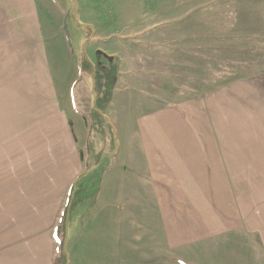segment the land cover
I'll use <instances>...</instances> for the list:
<instances>
[{"label": "crops", "instance_id": "1", "mask_svg": "<svg viewBox=\"0 0 264 264\" xmlns=\"http://www.w3.org/2000/svg\"><path fill=\"white\" fill-rule=\"evenodd\" d=\"M38 4L39 0H0V264L54 263L62 241V235L55 237V232L69 190L92 165L85 163L82 156L88 136L87 115L92 107L90 78L79 74L78 62L69 56L67 49L61 59L51 55L19 58V41H24L18 34L20 13L24 11L32 20L40 7ZM169 5V16L174 14L177 19L158 22L150 28H134L143 37L138 39L137 50L161 47V42L145 39V33L151 28L160 30L161 27H157L165 24L172 27L180 19L177 11L182 17L195 11L181 12L180 8ZM138 8L140 13L141 6ZM135 9V5L126 9L130 17L126 23L130 22L131 26L139 21L132 14ZM30 29L24 41L26 47L40 41L39 34ZM181 35L170 43L193 47V38ZM152 52L160 60L161 53L158 56L156 51ZM143 57L137 53L136 60L130 56L126 62L119 58L117 90L110 105L111 108L115 105L116 111L118 107L123 110L125 132L119 140L120 120L115 122L106 117L116 135V148L105 169L91 175L97 177L91 205L87 208L80 204L71 210L64 237L68 249L72 246L75 252L78 247L82 249L81 237L87 234L82 232L85 225H95L96 228L88 231L98 232L102 243L107 244L108 239L112 243L115 208L125 209L128 219L133 215L131 209L138 212L149 202L150 206L157 207L159 217L163 207L172 215V209L180 207L174 189L186 193L191 190L183 183L184 177L190 176L191 181L193 176L236 174L229 171L231 164L226 162L225 152L248 149L225 146L264 144V72L149 110L146 96L133 84V81L142 82L140 78L146 76L142 73ZM167 57L168 63L174 59ZM59 62L73 69L67 93L64 92L67 73L52 70L51 63ZM19 63L25 65L26 70H19ZM174 65L186 69L188 63L175 61ZM81 82L85 87H78ZM133 133L137 141L130 139ZM239 138L242 140H237ZM241 169L248 170V167ZM163 177H171V180ZM179 183L184 186L178 187ZM117 232L119 230L115 234ZM168 234L177 238L175 233ZM146 236L161 239L160 235L145 233L136 240L143 244ZM159 246L142 248L150 253L153 250L155 254L157 249L160 254Z\"/></svg>", "mask_w": 264, "mask_h": 264}, {"label": "rangeland", "instance_id": "2", "mask_svg": "<svg viewBox=\"0 0 264 264\" xmlns=\"http://www.w3.org/2000/svg\"><path fill=\"white\" fill-rule=\"evenodd\" d=\"M39 4L32 20L24 11V14L20 13L18 34L23 36L19 39L25 41L32 27L41 42L26 47L24 41H19V58L23 55H51L61 59L68 50L69 56L78 62L83 45L87 43L84 53L91 64L95 63L96 51L112 55L119 76V58L126 62L130 56L136 60L137 53L142 54L145 62L142 73L146 76L140 78L142 82L133 81V84L135 88L138 85L141 95L146 96V108L149 110L188 100L264 72V0H39ZM169 4L172 8H180L181 12L195 11L188 17H182L177 11L180 19L172 27L165 24L157 27H161L160 30L151 28L145 33V39L161 42V47H156V44V48L137 50L141 37L134 28H150L158 22L177 19L172 13L169 16ZM133 5L136 9L132 14L139 20L136 26L126 23L130 18L126 9L129 6L133 8ZM180 34L193 38V47L170 43ZM152 51H156L158 56L161 53L160 60ZM167 55L174 58L171 63H168ZM175 61L188 63V66L181 69L174 65ZM51 65L53 72L67 73L64 90L67 93L72 67L62 62ZM19 70H26L25 65L19 63ZM134 73L138 77L137 72ZM81 76L87 77L85 74ZM83 83L78 87H85ZM116 90L117 82L112 99ZM91 96L90 112L95 104L92 82ZM112 99L103 112L98 108L97 113L105 119L93 112L92 116L87 115L88 136L86 145L82 147V156L85 163L92 165L85 172L88 174L85 180L76 184L77 191L80 190L79 198L83 197V201L75 207L81 204L88 208L91 205L97 182V177L91 175L105 169L116 148V135L106 117L115 122L119 119V140L124 135L123 110L118 107L119 111H116L115 105L111 108ZM90 121L93 129L89 131ZM212 135L211 131V138ZM225 135L230 137L227 132ZM131 138L136 140V134L133 133ZM225 147L248 149L225 152L226 162L231 164L229 171L236 174L193 176L191 181L188 180L190 176L184 177L183 183L187 190H191L186 193L174 189L180 207L172 209V215L163 207L159 217L157 207L150 206L149 202L138 212L131 209L133 215L128 219L125 209L115 208L112 243L109 239L107 244L102 243L98 232L88 231L96 228L95 225H85L82 232L89 238L81 237L82 249L78 247L77 252L72 246L68 249L64 237L56 257L58 264H264V144L237 143ZM96 161L100 162L97 166ZM245 162L248 166H240ZM242 167H248V170H242ZM163 178L171 180V177ZM180 186L184 185L179 183ZM183 198L185 200L181 201ZM70 214L71 211L68 219ZM117 230L119 232L115 234ZM169 232L177 234V238ZM145 233L160 235L161 239L158 241V237L146 236L147 239H143L145 243L139 244L136 238ZM76 242L79 246L78 239ZM157 242L160 254H157V249L155 254L153 250L150 253L142 248H153L159 245Z\"/></svg>", "mask_w": 264, "mask_h": 264}, {"label": "trees", "instance_id": "3", "mask_svg": "<svg viewBox=\"0 0 264 264\" xmlns=\"http://www.w3.org/2000/svg\"><path fill=\"white\" fill-rule=\"evenodd\" d=\"M77 26L79 27V25ZM67 41H68V38H67ZM86 45L87 43L83 45V51L78 61V68H79V74L87 75L88 77H90L91 82H92V91L95 97V104H94L93 110L89 113V115L92 116V112L95 113L96 115H99V113H97L99 107H100L101 112H103L104 109L108 107L112 99L114 86L117 82L118 67H117V64L113 62L115 61L113 57H109L100 51H96L94 53L95 63L94 65H92L84 53V46ZM102 59L104 61H107L108 63L105 64ZM99 117L104 118L102 114L101 116L99 115ZM91 129H93L92 121L89 122V131ZM99 163L100 162L96 161L95 166H97ZM85 176H86V173L78 177L76 181L73 183L71 189L69 190L68 196H67V203H66L65 209L59 218V225L56 228L55 237L56 235L61 234L62 241H63V237L65 234L66 225L68 223V215L70 211L73 208H75V206L78 203H80V198H79L80 190L78 189L77 191L76 184L80 182ZM53 264H58V262L56 261V258Z\"/></svg>", "mask_w": 264, "mask_h": 264}]
</instances>
